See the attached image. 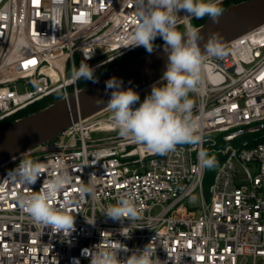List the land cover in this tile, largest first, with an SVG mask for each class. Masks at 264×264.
Segmentation results:
<instances>
[{
    "label": "built area",
    "instance_id": "obj_1",
    "mask_svg": "<svg viewBox=\"0 0 264 264\" xmlns=\"http://www.w3.org/2000/svg\"><path fill=\"white\" fill-rule=\"evenodd\" d=\"M137 2L0 0V122L17 121L48 98L80 92L73 66L86 57L96 71L137 49L125 47L140 23ZM185 15L178 13L177 26L187 35L201 25ZM222 48L221 57L203 56L202 83L189 93L199 144L153 154L122 138L107 108L0 164V264H73L74 258L90 264L83 250L94 255L118 241L129 249L118 252L120 260L153 242L165 264H264V24ZM161 81L138 92L141 101L133 107ZM207 151L216 164L206 189L199 153ZM24 159L43 165L31 188L7 180ZM60 169L73 176L53 205H67L75 216L69 237L34 222L20 206L22 196L38 192ZM90 183L94 192L81 198L79 186ZM197 190L198 211L186 205ZM122 196L134 198L138 219L103 214Z\"/></svg>",
    "mask_w": 264,
    "mask_h": 264
},
{
    "label": "clouds",
    "instance_id": "obj_2",
    "mask_svg": "<svg viewBox=\"0 0 264 264\" xmlns=\"http://www.w3.org/2000/svg\"><path fill=\"white\" fill-rule=\"evenodd\" d=\"M135 7L140 23L130 34L131 43L125 47L143 46L151 54L156 48L154 41L161 37L167 66L161 81L163 84L153 85L150 94L136 108L133 106L140 101L137 92L131 88L124 90L122 80L116 77L106 81V93L112 90L107 106L112 113L114 127L122 138L133 140L153 154H167L174 151L178 144L197 145L201 140L198 135L199 122L193 114L194 101L189 93L202 83L203 55L221 57L224 49L213 36L207 39L202 52L199 42L203 36L195 30L187 35L179 31L177 16L183 11L185 16L196 19L207 16L214 24H218L223 9L216 0H138ZM86 59L81 61L79 68L73 66L72 79L98 83L95 68L89 66ZM95 102L104 103L102 98H97ZM199 158L203 166H215V157L209 156L207 152L199 153ZM42 169L40 162L24 159L9 173L7 180L31 188L43 174ZM72 184L70 172L60 169L42 184L38 192L22 196L20 206L34 222L50 227L54 234L62 233L69 237L76 231L75 216L67 205H53L58 195ZM93 192L91 183L79 186L81 198ZM103 214L114 221H132L139 218L140 210L133 197L122 196L115 205L108 206ZM87 222L94 225L95 219ZM123 236L130 238L129 234ZM152 245L153 242H150L125 260L118 259V252H128L129 249L119 241L115 249L109 246V250H100L94 255L85 249L82 255L90 257V264H165L157 257ZM73 264H79V261L74 258Z\"/></svg>",
    "mask_w": 264,
    "mask_h": 264
},
{
    "label": "water",
    "instance_id": "obj_3",
    "mask_svg": "<svg viewBox=\"0 0 264 264\" xmlns=\"http://www.w3.org/2000/svg\"><path fill=\"white\" fill-rule=\"evenodd\" d=\"M264 24V0H246L229 6L214 24L209 17L198 28L203 36L202 52L209 37H216L221 46ZM164 44L151 54L133 58L113 67L77 94L64 97L50 106L14 121L0 132V164L47 142L56 140L74 121L85 119L108 108L111 91H105L106 81L112 77L122 80V88L140 92L162 79L167 66ZM207 55V54H204ZM203 55V56H204ZM102 98L104 103L95 100Z\"/></svg>",
    "mask_w": 264,
    "mask_h": 264
},
{
    "label": "trees",
    "instance_id": "obj_4",
    "mask_svg": "<svg viewBox=\"0 0 264 264\" xmlns=\"http://www.w3.org/2000/svg\"><path fill=\"white\" fill-rule=\"evenodd\" d=\"M242 1H246V0H226L224 2H221L218 5L223 9V11H225L230 5H232L234 3H240ZM207 18H208L207 16H205L203 18H200V19L194 18L192 22H193L194 25L200 26L206 21ZM177 29L179 31H181L182 33H184L183 26H181V25L177 26ZM160 39H161V37H157L156 40L154 41V44L156 45V48L158 46L164 44V41L159 43ZM145 54H148L146 49L143 46L138 47L134 51H132L129 54H126L123 57L117 59L116 61H114L113 63L109 64L108 66H105V67H102V68L96 70L95 71V76L99 79L109 69H111L113 67H116V66H119V65L126 64L131 59L137 58V57H141V56H143ZM91 83H92L91 81H86V80H83V79H81L80 82H79V84H80V86L82 88L87 87ZM60 98H61L60 96H56V97H53V98H48V99H46L44 101H41V102H39V103H37L35 105H32L29 108H27L26 110L20 112L18 117H26V116H28V115H30L32 113L38 112V111L50 106L51 104L57 102ZM12 123H13V119H8V120H5L3 122H0V132H2L3 130L7 129ZM207 154L209 156H212V157L214 156V153L209 152V151H207ZM213 172H214L213 167H211V168L207 167L206 168V177H205V188L206 189L210 185V182H211V179H212V176H213Z\"/></svg>",
    "mask_w": 264,
    "mask_h": 264
},
{
    "label": "rangeland",
    "instance_id": "obj_5",
    "mask_svg": "<svg viewBox=\"0 0 264 264\" xmlns=\"http://www.w3.org/2000/svg\"><path fill=\"white\" fill-rule=\"evenodd\" d=\"M160 42H163V39L161 38L159 40V43ZM150 93H147V95H149ZM146 95V96H147ZM145 96V97H146ZM144 97V98H145ZM141 101V99H140ZM139 101V102H140ZM137 102V103H139ZM242 176L241 177H244L243 174H241ZM201 203H202V199H201V193L199 190H197L196 192H194L187 200H186V205H188L190 208H193V209H196V211H198V208L201 207Z\"/></svg>",
    "mask_w": 264,
    "mask_h": 264
},
{
    "label": "snow or ice",
    "instance_id": "obj_6",
    "mask_svg": "<svg viewBox=\"0 0 264 264\" xmlns=\"http://www.w3.org/2000/svg\"><path fill=\"white\" fill-rule=\"evenodd\" d=\"M29 63H34V61H30Z\"/></svg>",
    "mask_w": 264,
    "mask_h": 264
}]
</instances>
